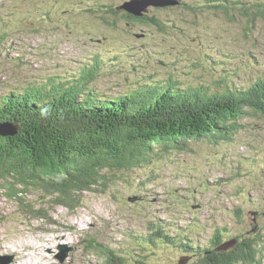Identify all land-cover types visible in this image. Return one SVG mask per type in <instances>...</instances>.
<instances>
[{
    "label": "rangeland",
    "instance_id": "rangeland-1",
    "mask_svg": "<svg viewBox=\"0 0 264 264\" xmlns=\"http://www.w3.org/2000/svg\"><path fill=\"white\" fill-rule=\"evenodd\" d=\"M123 1L0 0V96L49 78L71 80L93 60L100 65L96 88L105 98L168 79L184 86L230 80L239 88L264 78V19L251 21L235 10L226 17L202 10L206 0H182L198 10L151 9L163 25L157 29L104 14ZM231 1L238 7L264 2ZM134 33L144 37L135 39ZM239 124L231 142H191L165 159L110 175L105 189L85 192L75 211L32 193L28 201L36 205V218L0 196V264H105L107 252L100 254V245L103 253L136 251L132 242L140 246L139 240L158 231L154 223L168 232L156 236L157 244L163 243L152 264H177L185 256L192 264L197 257L176 251L177 238L169 233L182 234L201 249L216 229L229 239L264 229L263 214L252 221L247 217L249 211L264 212V119ZM187 194L204 202L199 208L204 217L184 216L179 200ZM221 205L225 212L216 215ZM23 246L28 251L19 258ZM140 252L151 254L147 247ZM261 258L264 264V252Z\"/></svg>",
    "mask_w": 264,
    "mask_h": 264
},
{
    "label": "trees",
    "instance_id": "trees-1",
    "mask_svg": "<svg viewBox=\"0 0 264 264\" xmlns=\"http://www.w3.org/2000/svg\"><path fill=\"white\" fill-rule=\"evenodd\" d=\"M19 1L29 2L9 0L11 4ZM212 1L217 4L202 10L220 11L226 17L235 10L251 21L264 19V2L238 7L240 3L231 0ZM107 8L104 14L118 15L128 23L157 29L163 26L149 12L135 16ZM183 8L198 10L189 5ZM167 9L171 8L163 10ZM107 20L110 21L106 18V23ZM20 32L24 34L25 28ZM101 70L109 72L104 67ZM99 71L98 61L93 60L71 80L49 78L40 85L20 86L21 91L12 90L0 96V124H11L18 131L13 137H0V196L14 201L21 213L39 218L34 215L38 211L36 205L28 201L32 193L75 211L85 192L105 189L114 173H129L154 159H165L191 142H231L241 129L240 121L251 117L264 119V78L239 88L230 80H220L213 86H184L169 79L152 84L156 87L140 84L124 95L105 98L93 84ZM154 228L158 231L142 239L146 244L139 240L136 257L128 255L133 263L124 259L128 257L112 256L111 264H152L157 256L155 251L163 243L157 244L156 236L160 232L167 234L163 226L154 223ZM262 230L259 228L248 238L247 231H243V239L239 233L229 239L216 229L201 249L180 236L168 237L177 238L176 251L197 257L192 264H259L264 252ZM227 240L235 241V245ZM141 244L151 254L140 252Z\"/></svg>",
    "mask_w": 264,
    "mask_h": 264
},
{
    "label": "water",
    "instance_id": "water-1",
    "mask_svg": "<svg viewBox=\"0 0 264 264\" xmlns=\"http://www.w3.org/2000/svg\"><path fill=\"white\" fill-rule=\"evenodd\" d=\"M177 4L174 1H167V0H135L131 1L130 3H126L123 6L118 7L117 9L125 10L130 14L135 16L141 15L142 12L146 10L149 5L155 6H168V5H175ZM17 128L11 124L4 123L0 124V137H13L17 134ZM232 246L235 245V241L229 242ZM66 254L64 253L60 259H64ZM186 261L180 264H185Z\"/></svg>",
    "mask_w": 264,
    "mask_h": 264
},
{
    "label": "bare ground",
    "instance_id": "bare-ground-1",
    "mask_svg": "<svg viewBox=\"0 0 264 264\" xmlns=\"http://www.w3.org/2000/svg\"><path fill=\"white\" fill-rule=\"evenodd\" d=\"M222 51V50H221ZM222 53V52H221ZM98 54V53H97ZM223 54V53H222ZM96 55V54H95ZM200 55V54H199ZM241 58V57H240ZM141 62V61H140ZM256 64V63H255ZM234 65V64H233ZM235 66V65H234ZM239 66V65H238ZM181 68V67H180ZM180 70V69H179ZM178 70V71H179ZM165 230V229H164ZM167 232H168V230H166ZM131 235V233L129 234V236ZM129 236H128V238H129ZM147 236V235H146ZM145 236V237H146ZM31 244V243H30ZM33 244V243H32ZM24 245V244H23ZM141 246H143L144 247V245L143 244H141ZM149 246V245H148ZM29 247V246H28ZM2 248V247H1ZM34 249V248H33ZM27 251H28V248H25V246H23L22 248H21V250H20V256H19V258H21V256L24 254V252H26L27 253ZM29 257H31V255L29 254ZM18 258V259H19ZM27 260H29V259H27ZM26 260V261H27Z\"/></svg>",
    "mask_w": 264,
    "mask_h": 264
}]
</instances>
